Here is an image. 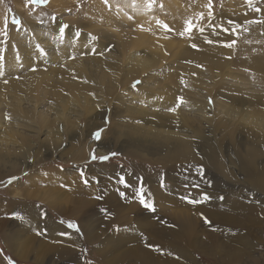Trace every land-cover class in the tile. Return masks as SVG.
Returning a JSON list of instances; mask_svg holds the SVG:
<instances>
[{
	"label": "rangeland",
	"instance_id": "1",
	"mask_svg": "<svg viewBox=\"0 0 264 264\" xmlns=\"http://www.w3.org/2000/svg\"><path fill=\"white\" fill-rule=\"evenodd\" d=\"M208 3L0 0L17 264H264V0H211V23Z\"/></svg>",
	"mask_w": 264,
	"mask_h": 264
},
{
	"label": "snow or ice",
	"instance_id": "2",
	"mask_svg": "<svg viewBox=\"0 0 264 264\" xmlns=\"http://www.w3.org/2000/svg\"><path fill=\"white\" fill-rule=\"evenodd\" d=\"M29 2L31 3V2H33V0H29ZM35 2H40V0H35ZM105 2H107V0H105ZM153 2H154V0H153ZM251 2H252V0H248V3H251ZM207 7H208V9H209V12H208L209 23H211V20H212V18H213V13H212V3H211V0H209V3H208V5H207ZM255 11L259 12V11H261V9L256 8ZM199 18H200L201 21H203V20H204V14H203V13H200V17H199ZM13 23H19V21H15V20H14ZM229 23H232V21H229ZM66 27H67V26H62V27L60 28V32L63 33ZM164 27H165V29H166L167 31H169V32L172 31V29L169 28L167 25H164ZM216 27H220L221 30L224 31V32H229V31H230V29H228V28H223V26L213 25V31H214V33H215V28H216ZM204 30H205V29H204V27H203L202 25H201V26H197V25L194 24L191 20H189V21L186 22V27L184 28L183 32L180 33V35L183 36L185 33L191 35V34L193 33V31H199V32L203 33ZM206 42H207V43H212L213 41H211V40H207ZM236 42H237V41L234 39V40H231V41H229V42H225V43L223 44V46H224V47H227V48H232V47L236 44ZM191 46H192L193 48H197V45H196V44H192ZM0 59H3V58L0 57ZM140 83H141V81H136V82L133 83L132 87H133V88H136ZM178 99H179L180 103H183V98H178ZM168 110H169V111H175V108H170V109H168ZM94 138L97 139V140L100 139V132H99V131L96 132V133L94 134ZM115 155H116V153H109L108 155L97 156V155L95 154V152H93V154H92V156H91V159H92L93 161H95V160H99V161H101V162H105V161H108L112 156H115ZM200 171H201V174H202V169H201ZM121 182H124V181H121ZM9 183H11V180L9 181ZM84 183L87 184L88 181L85 180ZM126 186H127V185H126ZM162 186H163V185H162ZM185 186L187 187V185H185ZM192 186H193V187H196V188H199V184H193ZM123 195H124V193H121V196H123ZM96 199H98V200H99V199H103V197H102V196H97ZM182 199L186 200L188 203L196 204V203H200V202H202V201H204V200H208V199H210V197L208 196L207 193H201L200 199H192L190 194H189L188 196L182 197ZM220 199L223 200L224 197H220ZM139 202H140V204H141L144 208L149 209V210H152V211H155L154 206H153L152 204L148 203V201L145 199V197L143 196L142 193H141V195H140V201H139ZM104 211H105L106 213L108 212L107 209H105ZM206 222H208V221H206ZM69 227L76 228V230L79 231V227H78L76 224H70ZM149 247H153V246H152V245H149ZM156 250H157V251L160 250L158 246L156 247Z\"/></svg>",
	"mask_w": 264,
	"mask_h": 264
},
{
	"label": "crops",
	"instance_id": "3",
	"mask_svg": "<svg viewBox=\"0 0 264 264\" xmlns=\"http://www.w3.org/2000/svg\"><path fill=\"white\" fill-rule=\"evenodd\" d=\"M66 230H69V229H66ZM2 232L3 231L1 230L0 231V261L2 263L3 260L1 258L4 257L9 261L10 264H14V263L17 264L18 263L17 260H20L18 251H16L17 249H15V246L12 245L10 240H8V237H5V235ZM6 239H7L8 245L5 244ZM6 253L8 256L6 255Z\"/></svg>",
	"mask_w": 264,
	"mask_h": 264
},
{
	"label": "bare ground",
	"instance_id": "4",
	"mask_svg": "<svg viewBox=\"0 0 264 264\" xmlns=\"http://www.w3.org/2000/svg\"><path fill=\"white\" fill-rule=\"evenodd\" d=\"M17 8V7H16Z\"/></svg>",
	"mask_w": 264,
	"mask_h": 264
}]
</instances>
